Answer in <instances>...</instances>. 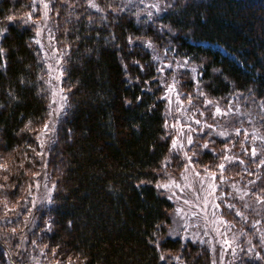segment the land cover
Wrapping results in <instances>:
<instances>
[{"label":"trees","instance_id":"trees-1","mask_svg":"<svg viewBox=\"0 0 264 264\" xmlns=\"http://www.w3.org/2000/svg\"><path fill=\"white\" fill-rule=\"evenodd\" d=\"M48 1L66 104L48 154L47 251L71 264H211L206 246L168 236L173 205L156 185L175 162L154 54L187 60L201 98L241 114L255 152L241 143L224 173L264 202V0H161L151 19L124 0ZM33 11V0H0V199L19 206L49 115ZM210 139L192 153L200 174L220 172L227 141ZM254 247L237 264H264Z\"/></svg>","mask_w":264,"mask_h":264},{"label":"rangeland","instance_id":"rangeland-1","mask_svg":"<svg viewBox=\"0 0 264 264\" xmlns=\"http://www.w3.org/2000/svg\"><path fill=\"white\" fill-rule=\"evenodd\" d=\"M124 2L126 5L138 3L143 8L141 13L149 19L158 15L163 7L161 0ZM33 5L34 14L26 22L35 31V41L46 66L49 115L36 137L40 167L32 173L20 206L19 200L13 204L0 199V246L7 264H71L54 258L42 241L50 228L45 211L51 205L55 189L47 172L48 154L56 140L66 98L63 58L55 41L50 2L33 0ZM154 58L165 101L166 136L171 146L165 164L170 167L175 162L171 174L168 168L166 178L156 185L173 205L168 236L206 246L211 264H237L247 251L258 250L254 247L255 240H261L264 245V202L240 183L229 180L223 168L226 164L230 168L235 164L232 161L237 159L247 141L246 147L254 153L257 139L253 140L250 133L241 130L240 113L201 98L197 69L187 60H177L164 52L155 53ZM211 137L210 143L227 141L220 146V172L200 174L192 165V153L197 147L204 148ZM260 226L263 228L259 229Z\"/></svg>","mask_w":264,"mask_h":264},{"label":"snow or ice","instance_id":"snow-or-ice-1","mask_svg":"<svg viewBox=\"0 0 264 264\" xmlns=\"http://www.w3.org/2000/svg\"><path fill=\"white\" fill-rule=\"evenodd\" d=\"M217 111H219V110H217ZM174 146H175V144H174ZM221 167H223V166H221Z\"/></svg>","mask_w":264,"mask_h":264}]
</instances>
